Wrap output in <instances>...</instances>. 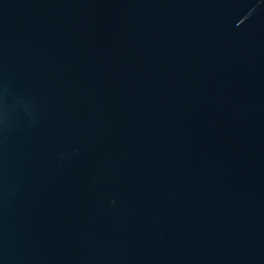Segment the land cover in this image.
Segmentation results:
<instances>
[{"label":"water","instance_id":"water-1","mask_svg":"<svg viewBox=\"0 0 264 264\" xmlns=\"http://www.w3.org/2000/svg\"><path fill=\"white\" fill-rule=\"evenodd\" d=\"M0 264H264V0H0Z\"/></svg>","mask_w":264,"mask_h":264}]
</instances>
